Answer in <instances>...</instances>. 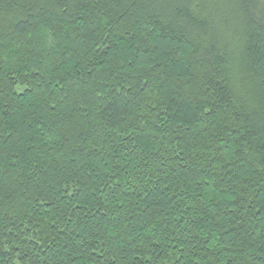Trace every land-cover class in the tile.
Here are the masks:
<instances>
[{"label": "trees", "instance_id": "16d2710c", "mask_svg": "<svg viewBox=\"0 0 264 264\" xmlns=\"http://www.w3.org/2000/svg\"><path fill=\"white\" fill-rule=\"evenodd\" d=\"M0 264H264V0H0Z\"/></svg>", "mask_w": 264, "mask_h": 264}]
</instances>
